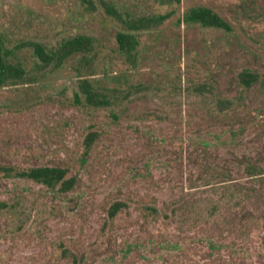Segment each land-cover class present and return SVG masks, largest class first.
Wrapping results in <instances>:
<instances>
[{
  "label": "rangeland",
  "instance_id": "obj_1",
  "mask_svg": "<svg viewBox=\"0 0 264 264\" xmlns=\"http://www.w3.org/2000/svg\"><path fill=\"white\" fill-rule=\"evenodd\" d=\"M108 1L173 14L128 57L99 0H0L11 47L96 40L87 59L0 86V264H264V0ZM198 5L231 30L183 22ZM17 55L33 70L30 46ZM80 78L109 103H86ZM36 166L74 183L15 175Z\"/></svg>",
  "mask_w": 264,
  "mask_h": 264
},
{
  "label": "trees",
  "instance_id": "obj_2",
  "mask_svg": "<svg viewBox=\"0 0 264 264\" xmlns=\"http://www.w3.org/2000/svg\"><path fill=\"white\" fill-rule=\"evenodd\" d=\"M89 11L96 10L93 0H79ZM104 12L113 17L119 24L120 29L115 33V41L117 49L120 53L130 57L138 44V34L163 23L172 14L173 11L164 13H156L150 15H130L120 12L115 5L108 0H99ZM160 3L180 2V0H159ZM182 21L188 23H198L205 27L222 28L230 31L231 28L227 21L208 6H192L182 15ZM95 38L91 35L77 34L70 38H63L57 46L46 49L40 43L28 42L23 45L11 47L7 44V39L0 34V86L9 84L33 83L36 79V74L49 66H61L68 58L80 55L81 59H87L90 52L95 48ZM23 46H30L36 61L32 67L33 70H28L21 62L17 55V49ZM258 75L254 71L244 70L240 73V82L244 87H249L253 82L258 80ZM78 87L80 92L84 94L86 103L93 106H104L109 103V96L105 89L96 90L91 81L86 78L79 79ZM199 88V87H197ZM79 91L75 92V99H79ZM67 169L60 166H36L25 170L15 172L16 176L31 179L35 182L42 183L47 188H55L57 184L61 185L63 190H67L74 183L73 177H66ZM252 174H256L255 172ZM116 203L110 211L113 216L117 206Z\"/></svg>",
  "mask_w": 264,
  "mask_h": 264
}]
</instances>
